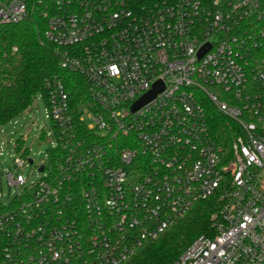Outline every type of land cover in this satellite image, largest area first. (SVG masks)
Returning a JSON list of instances; mask_svg holds the SVG:
<instances>
[{
  "label": "built area",
  "instance_id": "built-area-1",
  "mask_svg": "<svg viewBox=\"0 0 264 264\" xmlns=\"http://www.w3.org/2000/svg\"><path fill=\"white\" fill-rule=\"evenodd\" d=\"M34 14L84 88L45 83L54 143L35 183L3 172L0 264H122L209 198L170 264H264V0H0Z\"/></svg>",
  "mask_w": 264,
  "mask_h": 264
},
{
  "label": "trees",
  "instance_id": "trees-1",
  "mask_svg": "<svg viewBox=\"0 0 264 264\" xmlns=\"http://www.w3.org/2000/svg\"><path fill=\"white\" fill-rule=\"evenodd\" d=\"M44 27L35 14L16 23L0 24V125L29 108L36 93L45 98L48 79L62 78L70 95L75 84L84 88L82 77L59 66L60 48L44 37ZM215 120L226 122L220 117ZM217 133L223 137L224 130L217 129ZM21 146L23 139L17 141L16 149ZM218 207L214 198L197 202L122 264H170L193 239L210 230L211 215Z\"/></svg>",
  "mask_w": 264,
  "mask_h": 264
},
{
  "label": "rangeland",
  "instance_id": "rangeland-1",
  "mask_svg": "<svg viewBox=\"0 0 264 264\" xmlns=\"http://www.w3.org/2000/svg\"><path fill=\"white\" fill-rule=\"evenodd\" d=\"M23 139V148L32 164L26 160L21 167H15L13 158L17 154L16 144ZM52 123L46 116V104L41 93L35 94L29 108L12 120L0 125V201L7 202L15 193V187L9 186L3 172L10 170L19 173L26 185L40 178L37 165L48 162V152L53 146Z\"/></svg>",
  "mask_w": 264,
  "mask_h": 264
},
{
  "label": "water",
  "instance_id": "water-1",
  "mask_svg": "<svg viewBox=\"0 0 264 264\" xmlns=\"http://www.w3.org/2000/svg\"><path fill=\"white\" fill-rule=\"evenodd\" d=\"M207 48H208L207 45L204 46V47H202V49L199 52V55L203 54L207 50ZM161 89H162L161 84L159 82L158 83H155L154 86H153V88L149 92H147L145 95H143L140 99H138L133 104V108H137V107L141 106L142 104H144L145 102H147L148 100H150ZM29 162H31V160H29ZM42 169H43V167L40 166L39 167V170H42Z\"/></svg>",
  "mask_w": 264,
  "mask_h": 264
}]
</instances>
